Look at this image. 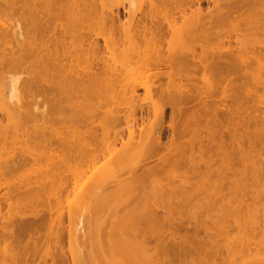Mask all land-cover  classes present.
I'll list each match as a JSON object with an SVG mask.
<instances>
[{"label": "bare ground", "instance_id": "1", "mask_svg": "<svg viewBox=\"0 0 264 264\" xmlns=\"http://www.w3.org/2000/svg\"><path fill=\"white\" fill-rule=\"evenodd\" d=\"M122 1L139 8L131 15ZM143 1L0 0V113L21 134L0 135V264H85L95 249L113 264H223V252L244 251L231 241L235 226L250 215L252 241L264 224L252 193L264 178V78L255 74L264 70V0H146L142 12ZM139 88L146 109L134 104ZM120 119L126 140L109 136ZM107 177L130 203L63 215L61 197L103 178L94 200L106 207ZM180 206L189 216L174 213ZM65 240L74 249L63 250Z\"/></svg>", "mask_w": 264, "mask_h": 264}, {"label": "rangeland", "instance_id": "2", "mask_svg": "<svg viewBox=\"0 0 264 264\" xmlns=\"http://www.w3.org/2000/svg\"><path fill=\"white\" fill-rule=\"evenodd\" d=\"M118 0H113V2H114V4L117 2ZM122 5H123V7L124 8H126V9H128L129 10V12H130V14L132 15V11H133V9L134 8H136V7H138V3H136V5L134 4V5H132V4H130V3H127L126 1L125 2H123L122 1ZM140 5V7H141V9H142V12H144V11H147L148 10V5H147V1L145 0V1H143L142 2V4H139ZM139 8V7H138ZM208 8H211V5L209 4H206L205 2H203L202 3V5H201V9H203L204 11H206ZM137 9V8H136ZM114 10H115V8H114ZM118 11H119V14H120V19H121V22H126V20L129 18L128 17V14H126V13H124L123 12V10H122V8L119 6V8H118ZM141 15H140V13L139 12H137V13H135V17H136V19H138L139 17H140ZM4 18H0V23H3L4 22ZM12 20V21H11ZM11 20H10V22H15V21H21L20 20V18H18V17H14V18H11ZM3 21V22H2ZM98 41L101 43L102 42V39L101 38H98ZM108 55V53L107 52H104V54H103V56L104 57H106ZM257 65V64H256ZM255 65V66H256ZM254 66V67H255ZM257 68L256 69H258V71L255 73L256 75H257V77L258 78H264V70H263V68H262V71H260L261 70V67L260 68H258L259 66H256ZM254 69H253V71H255ZM259 72H261V73H259ZM263 76V77H262ZM136 78H138L137 80L134 78L133 79V81H135V82H142V83H140V84H146V82H148L149 80H148V78H146L145 76H137ZM144 82V83H143ZM197 82H198V80H197ZM138 83V84H139ZM200 84V83H199ZM258 85H260V86H258L259 88V92H260V96L262 97H264V87L263 86H261V84H258ZM263 87V88H262ZM137 94H138V98L135 100V105L137 106V105H142L143 104V106H144V109H146V108H148V106L147 105H149L148 103V101L145 99V95H144V90L143 89H141V88H139L138 90H137ZM263 94V95H262ZM3 97V96H2ZM262 97V98H263ZM262 98H260L259 99V101H260V103L262 104L261 106H260V108L262 109H260L261 111H263V113H264V98H263V101H262ZM2 100H3V98H2ZM139 114L137 113V116H138ZM263 116H264V114H262ZM1 117H3L2 116V114L0 113V118ZM169 118H170V110L169 109H166V111H165V122H166V124H168V122H169ZM100 120V119H99ZM124 119H120V122L118 123V124H115V125H113L112 126V128H111V131H109V136H113V133H114V131H117L118 133H119V136H122V138H123V140H126V137H127V129H126V124L124 123V121H123ZM263 120V122H264V119H262ZM6 121H7V119H3V118H1L0 119V135H5V137H10L11 139H12V137H14V136H17L18 137V139H19V137H20V133L17 131V133L16 132H12L11 131V129H12V127H8V129H6L5 127H4V124L6 123ZM102 121H103V119H102ZM140 123V121L138 120L137 121V125ZM263 129H264V127H263ZM19 130V129H18ZM98 131V133L100 132V130L98 129L97 130ZM135 131H137V129H135ZM14 133H15V135H14ZM264 130H262V132H260V134L259 133H257L256 135L258 136L257 137V149L260 147L259 145V140H264L263 138V136H264ZM164 138H163V142H166L168 139H167V137H168V135H169V131L167 130V131H164ZM262 138V139H261ZM17 139V140H18ZM0 142H1V140H0ZM264 142V141H263ZM7 145H11L10 143H7ZM14 148H15V151L17 152V154L18 153H22V148H21V144H17V143H15L14 145H12ZM120 147V143H116L115 144V148L116 149H118ZM111 152H113V153H110V154H106V158H108V160L110 159V160H112V162H113V160H114V162L116 161V159H117V155L115 154V152L113 151V150H111ZM124 152V151H123ZM130 153L131 152V150L129 151H126V153ZM125 154V153H124ZM124 154H122V152H121V155H124ZM126 155V154H125ZM128 155V154H127ZM259 158V163L261 162L262 164L264 163V162H262L261 160L262 159H260V157H258ZM103 161V159L101 158L100 159V162H102ZM220 162V161H219ZM246 163V162H245ZM258 163V164H259ZM246 164H249V162L248 163H246ZM262 164H261V166H262ZM30 165H32V164H27V165H25V166H23V167H21V169H20V172H19V175L20 174H23L24 175V171L26 172V171H28L29 169H28V167H26V166H29V168L31 167ZM264 165V164H263ZM114 165H113V163H111V165H108V166H106V168H104V169H109V168H112ZM234 166L235 167H237L238 165H237V162H234ZM32 168V167H31ZM30 168V169H31ZM24 169V170H23ZM22 172V173H21ZM18 174V173H17ZM16 174V176H19V175H17ZM113 174V173H112ZM121 177H122V179H124L125 177H126V175H125V172H123V173H121ZM15 179H19L18 177L17 178H15ZM81 179H82V181H81V183H83L84 182V180L86 179V177H81ZM159 179L162 181V182H165V181H167L166 179H167V177H163V176H161V177H159ZM16 180V181H17ZM103 180H104V178H103ZM103 180H102V182H100V184H95V185H88L87 186V190H86V192L84 193L83 191H81L79 188H75L72 192H68V194H65L63 197H61L60 198V207H61V212L63 213V215H66V212L68 211V210H71V211H73V210H75V212L76 213H84L85 212V214H86V211H89V214L90 215H97V216H99L100 214L102 215V216H105V215H103V214H112V213H114V212H116L117 210L116 209H118V207H124V206H126L127 205V203H130V201L128 202V199H129V197H127V194L125 193V189H122V188H118L117 186H114V184H111L110 183V180H111V178H106V184H105V186H104V193L106 194V207H105V204H103V206L106 208H102V210H101V207L99 206V204L97 203V201H95L94 200V196L95 195H97L98 193H99V190H100V188L101 187H103V185H104V183L105 182H103ZM169 180H170V177H169ZM168 180V181H169ZM173 180H175V183H178V179L177 178H173ZM167 181V182H168ZM258 181L259 182H257V184L253 187V185H252V193H254L255 192V190L257 191V193H258V196H260L261 198H259L260 200H261V202H263L264 203V195H263V193H264V178H261V176L259 177V179H258ZM3 182H7L6 180H3V179H1L0 180V183H3ZM249 182H251V180L249 181ZM218 182H216V181H214V183H213V186H211V187H208L209 189H211V190H213L214 192H217V191H219L222 187H214V185L215 184H217ZM254 184V183H253ZM240 188V187H239ZM239 188H234V194H233V196H234V198H232V200L233 201H231L232 202V205H235V204H237V202L239 201V199H240V197H241V194L239 193L240 192V189ZM223 190V189H222ZM83 192L82 194H80V195H75V193L76 192ZM6 192H7V188L5 187V188H1L0 189V195L1 196H5L6 195ZM78 192V193H79ZM258 198H256V199H248V201L250 202V205L251 206H253V205H258V204H256V203H258L259 202V200H258ZM141 202H139V204H138V206H137V208H139V206H140V208L138 209L139 211L141 210V209H143V207H144V205L142 204ZM196 205V204H195ZM194 205V206H195ZM184 205H182V207H183ZM194 206H192V209H193V207ZM227 206V207H226ZM226 206L224 205V206H221L220 207V209H224L225 208V210H228V205L226 204ZM240 208H243V204L242 203H240ZM179 207V206H178ZM182 207L180 206V210L182 209ZM184 207H186V206H184ZM183 207V208H184ZM196 207H198V205L196 206ZM195 207V208H196ZM116 208V209H115ZM189 207L187 206V209H188ZM195 208L193 209V210H195ZM73 209V210H72ZM120 209V208H119ZM118 209V210H119ZM187 209L185 208V209H182V211H179V212H174L175 214L176 213H179V214H176V215H179V216H182V217H184V216H189V214H190V211H187ZM191 209V210H192ZM197 209L198 208H196V210H195V212L197 211ZM116 210V211H115ZM189 210V209H188ZM199 210V209H198ZM184 211H186L187 213H188V215H187V213L186 212H184ZM239 211V210H238ZM105 212V213H104ZM27 213H29L28 211H27ZM185 213V215H183ZM197 213V215L199 214V217H201L200 215H202V214H204L205 212H202V211H197L196 212ZM202 213V214H201ZM217 213H219L218 211L217 212H213V215H215V214H217ZM239 213H242V211L241 212H239ZM198 217V216H197ZM249 218V219H248ZM247 221V222H246ZM246 221H244L243 223H244V225H242V226H240V227H237V226H235V228H233L231 231H230V235H231V241L233 240V245L235 246V247H242L243 248V252H242V254H240V255H238L237 254V252L235 253V252H232L230 255H227V253H225V252H223V255H222V257H223V264H264V224H262L261 225V227H260V230L254 235V237H253V239H252V241H249V237H250V235H249V221L251 222V220H250V215H247V220ZM246 222V223H245ZM64 244H63V250H68V249H74V247L73 246H69L68 245V243H67V241L65 240L64 242H63ZM246 245H250L249 247L251 248V250L253 251V254L254 253H256L255 254V257H253L254 259H252V260H250V257H249V254H248V252L246 251V249L248 248V246H247V248L245 249V247H246ZM238 249H240V248H238ZM237 249V250H238ZM249 251V250H248ZM98 254H99V251L97 250V249H95L94 251H93V253H92V255H87L86 257H85V264H113L111 261H103V257L102 256H98ZM242 255V256H241ZM97 257V259L95 260V263H94V260H92L91 259V257Z\"/></svg>", "mask_w": 264, "mask_h": 264}]
</instances>
